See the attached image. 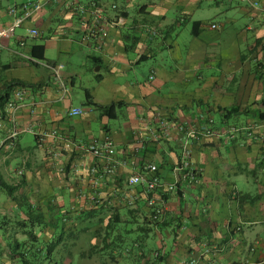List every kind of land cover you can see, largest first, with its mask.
<instances>
[{
	"label": "crops",
	"instance_id": "1",
	"mask_svg": "<svg viewBox=\"0 0 264 264\" xmlns=\"http://www.w3.org/2000/svg\"><path fill=\"white\" fill-rule=\"evenodd\" d=\"M34 1L0 0V28L12 24L11 7ZM41 1L43 9L14 37L0 40V175L16 187L0 206V264H19L13 250L22 252L23 245L42 249L40 264L263 260L264 0H253L261 7L238 0ZM93 4L106 21L102 44L87 38L97 20ZM79 7L89 10L81 14ZM241 18L245 29H231ZM73 45L84 49L70 67L61 61ZM52 50L56 60L49 58ZM46 64L63 66L65 98ZM102 69L106 80L97 76L98 84L91 78L83 85L84 71ZM77 85L84 98L74 96ZM18 92L24 107L10 119L7 103ZM78 108L84 114L72 116ZM209 119L213 136L205 134ZM106 137L117 146L112 175L86 150L92 139ZM186 141L196 178H180L174 192L157 199L162 219L149 224L144 199L123 206L127 188L134 189L128 180L155 165L164 183L177 181ZM11 217L21 219L15 228ZM118 219L126 223V241L111 245L124 226L111 224ZM110 232V250L91 253L105 244L99 235ZM55 240L52 254L45 253Z\"/></svg>",
	"mask_w": 264,
	"mask_h": 264
},
{
	"label": "built area",
	"instance_id": "2",
	"mask_svg": "<svg viewBox=\"0 0 264 264\" xmlns=\"http://www.w3.org/2000/svg\"><path fill=\"white\" fill-rule=\"evenodd\" d=\"M228 1H235V0H228ZM245 3H248L252 7H261V4L259 2H255L253 0H238ZM45 6L44 2L41 0H36L34 2H28L26 4H23L21 7H11L9 9V13L13 16L14 20L12 24L9 27L0 28V40L2 39H10L15 36L16 29L20 28L27 20L31 19L36 13L40 12L43 7ZM92 7H96L95 4L92 5ZM115 8V6H113ZM89 8L86 7H79L78 11L81 14H86L88 12ZM264 12V8H263ZM96 21L92 24L90 28H88L87 38L88 40H95L98 44H102L105 36L107 35V29H106V21L104 16L101 13H95ZM212 29H217V26L215 24H212L210 26ZM153 32V31H152ZM39 32L36 30L32 31L33 36H38ZM33 62H37L35 60H32ZM46 68L52 71L58 82L61 86V92H62V98H65L69 93V87L65 80V78L62 76L61 71L63 69V66H53L46 64L44 65ZM154 77H151L153 79ZM24 93L18 92L17 99L13 101H8L7 103V109L9 112L10 119H13L14 116L24 107ZM84 114V111L80 108L73 109L71 112L72 116H78ZM210 124H213L214 121L212 119L209 120ZM185 127L182 125L180 127V131H184ZM232 132H238V129H232ZM205 134L207 136H213L215 134V130L209 127L205 128ZM189 138H196L195 132L191 131L188 134ZM189 140V139H188ZM188 141L184 143L183 151H182V160L181 165L176 168V172H182V178L184 180H191L195 179L197 173L192 168V162H191V150L188 145ZM86 150L93 155L95 158L100 159L106 163L103 173L106 175H112L115 172L116 169V153H117V146L115 142L110 138L106 137L105 139H92L87 145ZM149 172L153 175L151 181L148 183V187L150 190H154L158 187H165L170 192H174L177 189V183L180 180V177H176L177 181H174V183L171 184H164L163 181L156 175L158 171V167L155 165H149L147 168ZM94 173H98L97 167L94 169ZM144 182V176L140 174L133 175L129 178L128 184L131 187H135L141 183ZM187 264H199V260L196 258H193L189 260ZM240 264H264V259L260 262H251V261H245Z\"/></svg>",
	"mask_w": 264,
	"mask_h": 264
},
{
	"label": "trees",
	"instance_id": "3",
	"mask_svg": "<svg viewBox=\"0 0 264 264\" xmlns=\"http://www.w3.org/2000/svg\"><path fill=\"white\" fill-rule=\"evenodd\" d=\"M94 12L95 13H100V10L98 9V7L95 9ZM152 31H153V33H154L155 36L158 34V31H157L156 28H154ZM40 50L43 51L44 48H40ZM34 54H35V52H34ZM38 58L39 59H44V55L43 54L42 55H39ZM113 108H114V106H111L109 108V110L111 111V109H113ZM179 127H181V126H179ZM179 127H178V130H179ZM207 127H209V128L212 127V129L214 130L215 123L210 124L209 121H208L207 122ZM181 160H182V151H181V153L179 155V163L176 165V168H178L181 165ZM176 168L174 170H176ZM156 175L161 179L160 174H159V170L157 171ZM143 176H144V182L143 183L135 186L134 189L129 188V187L127 188L126 193H125L126 197H125L124 205L123 206L126 207V208H128V209H130V208H132L134 205H136L138 203L137 198H141L142 200L144 199L145 202H146L145 203V206H146V208H148V213L146 212V214H145V216H146V218H145L146 222H148L147 220H149V222H148L149 224H153V222L158 223L162 219V215H161L162 209L158 205L159 202H157L156 200L157 199H162V197H164L165 195H167L168 193H171V192L169 190H167V188H165V187H158V188H156L154 190H150L149 187H148V183L151 181L153 175L149 172V170H147L145 168V171L143 173ZM179 177L181 179H183L182 178V175H179ZM163 183H164V181H163ZM164 184H167V183H164ZM0 188L3 189L4 191H6L9 194V196H13L14 193H15V191H16V187H12V186L8 185L4 181V179L2 178L1 175H0ZM97 206L101 210H103V209H105V206H107V202L101 200V201H99V203H97ZM91 217H93V213H89V214L85 215V218H91ZM34 223H36V222L34 221ZM111 224H113V225L114 224H118L119 226L124 225V226H122L123 227L122 228V233H119L118 236L116 237V239L113 240V242H111V245L116 244V243L119 245L120 244L119 243L120 239L122 240V243H123L124 240L127 237V235L124 232L126 230V228H127L126 223H123L121 221V219H118L116 221V223H114V221L112 220ZM128 224L129 225H132L133 223L131 222V223H128ZM112 226L110 225V228ZM28 234L30 236L34 237V235H33V233L31 231L28 232ZM112 234H113V232H110L109 234L106 233L105 236H103L102 234H100L99 235V238H102L104 240V243H105L104 246H102V247H97L96 246L90 252L91 253H94V254H98V253H104L105 250H110L109 249L110 248V245L107 244V240L112 237ZM56 240L55 241H52L51 243H49V244L46 245V248L47 249H46L45 253H48L49 255L52 254L54 248L57 245ZM134 241L136 242V240H134ZM38 248L31 249V250H27V251L25 250L26 252H21L19 250L14 249L13 252H14L15 258L18 261H20L22 264H25L27 262L30 263L29 258L31 257L30 256L31 251L37 250L35 252V254H34L33 257H35V255L38 257V255L42 252V249H38ZM20 262H19V264H21Z\"/></svg>",
	"mask_w": 264,
	"mask_h": 264
},
{
	"label": "rangeland",
	"instance_id": "4",
	"mask_svg": "<svg viewBox=\"0 0 264 264\" xmlns=\"http://www.w3.org/2000/svg\"><path fill=\"white\" fill-rule=\"evenodd\" d=\"M8 3L7 2H5L4 1V5H7ZM205 18H207V19H209V20H211V19H213V18H215L212 14H206V16H205ZM246 24H247V22H244V20L241 18V19H239V23H237L235 26H234V28H231V29H238L239 30V32H242L244 29H245V26H246ZM227 29H229V28H227ZM231 29H229L228 30V32L229 33H232V31L233 30H231ZM17 33H19V30L17 31ZM248 34H250V33H248ZM46 36L47 37H49L50 36V34L47 32L46 33ZM75 45H73V47H70L69 49H68V52L69 53H71L70 55H71V57L69 58L68 56H64L63 57V61H61V62H63V63H65L66 65H69L70 67L75 63V60L79 57V55H80V53L79 52H82L83 53V47H81V46H76V47H74ZM50 51H51V49H50ZM85 51V50H84ZM56 53V51H53L52 50V52H50V56L51 57H49L51 60H56V58H54V56L56 55L55 54ZM139 75H140V77H139V79L141 80V82H145V79H147V71H145L144 69L142 70V72H140L139 73ZM97 76H101L104 80H106L107 78H108V74H107V72L105 71V69H102V71H98L97 73H95V72H93V71H91L90 73L89 72H87V71H84L83 73H82V78H81V81H82V83H83V85L84 86H87L88 87V85H91L90 83H89V81H90V79L91 78H93V84L95 85L96 83L98 84V81L97 80H99L98 78H97ZM125 81V79L124 80H122L121 82H124ZM100 82V81H99ZM108 82V81H107ZM108 85V84H107ZM78 94H80L81 95V98H84V92H82L81 90H80V88H79V85H77V87L75 88V90H74V96H78ZM74 101H75V103H77L76 101H77V99H75V97H74ZM31 141L32 142H34V139H33V137H31ZM14 166H15V168H18V165L17 164H14ZM9 194L6 192V191H4L3 189H1L0 188V206H3V205H8L7 203L9 202V196H8ZM11 205H12V209L14 210V205L11 203ZM11 219V221H12V228H15V227H17V222H19V221H21V219L19 218V217H11L10 218ZM3 223H4V219H1V221H0V224H2L3 225ZM28 229H31V226H30V224H28ZM39 246H37V248H38ZM26 248V246H24L23 245V247H22V252H26L27 251V249H25ZM35 249V248H34ZM26 250V251H25ZM37 250H33V251H31V254H30V258H29V261H30V263L29 264H40V263H42V262H44V260L43 259H41L40 257H37L36 255H35V257H33L34 256V254H35V252H36ZM30 253V252H29ZM20 262V261H19ZM21 263V262H20ZM22 264V263H21Z\"/></svg>",
	"mask_w": 264,
	"mask_h": 264
}]
</instances>
